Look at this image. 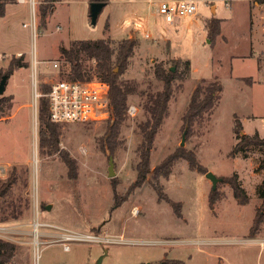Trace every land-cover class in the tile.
Returning <instances> with one entry per match:
<instances>
[{"label":"rangeland","instance_id":"1","mask_svg":"<svg viewBox=\"0 0 264 264\" xmlns=\"http://www.w3.org/2000/svg\"><path fill=\"white\" fill-rule=\"evenodd\" d=\"M91 1L36 0L35 32L23 25L31 19L28 2H10L0 16V79L8 73L6 89L0 95L7 96L11 104L8 115L0 119V167L5 168V172L0 169V185L14 178L9 196L0 197V216L9 214L12 207L22 212L17 219L0 221V237L17 246L9 264H34L37 218L46 223L39 230L44 232L40 240L47 241L39 244L38 264H95L103 254L102 264L158 263L164 257L186 264H264V223L255 238L250 234L256 208L261 205L258 187L264 181V146L251 147L247 155L230 154L239 142L238 119L243 124L240 132H258L264 137V73L260 69L264 55L252 42L247 13L243 10L225 23L226 37L220 35L212 46L202 18L176 16L171 23L159 12L157 2L109 0L92 24ZM217 4L218 15H227L226 1L217 0ZM43 11L46 17L40 24ZM126 37L137 38L139 43L122 77L136 79L144 87L151 83L153 88L162 87L155 73L157 65L174 67L183 74L186 60L190 61L189 72L173 82L169 114L151 148V169L184 148L195 152L207 171L223 178L215 190L206 172L191 168L184 158H178L168 178L159 179L162 194L152 186L151 174L137 184L140 153L136 130L138 121L146 116L138 95L130 100L138 107L137 114L128 112L114 140L104 135L107 120L68 122L60 126L56 152L36 153L34 57L41 92L45 78L56 76L50 74L45 60H58L60 74L68 75L70 63L61 48L74 41L100 38L111 39L117 47ZM21 54L30 64L12 67L11 60ZM82 60L87 67L95 63L85 53ZM214 80L222 84L218 104L209 117L188 127L182 146L183 113L190 96L199 82ZM63 153L75 160V176L69 174ZM111 157L114 176L109 175ZM233 173H238L250 195L247 204L237 201L226 180ZM56 225L76 231L101 230L117 241H73L65 250L61 242H50Z\"/></svg>","mask_w":264,"mask_h":264},{"label":"trees","instance_id":"2","mask_svg":"<svg viewBox=\"0 0 264 264\" xmlns=\"http://www.w3.org/2000/svg\"><path fill=\"white\" fill-rule=\"evenodd\" d=\"M15 1L16 0H0V16L5 15L7 4ZM51 1L55 2L57 0ZM102 1H105L107 4L109 0ZM48 4L52 9L54 8L53 3ZM45 17L46 12L43 11L40 24L44 22ZM221 33V19L212 17L208 21V41L210 45L214 46ZM138 43L139 41L137 38L126 37L118 43L117 47H113L111 39L100 38L74 41L70 47L61 48L60 51L65 60L70 63V70L66 73L72 79L91 80L97 78L110 82L112 111L111 115L106 119L108 124L104 133L105 137H108L110 140H114L115 136L119 134L125 120L129 116L128 108L131 97L134 95L140 97L139 104L145 111L146 116L138 121L136 130L139 138L138 151L140 153L137 184L145 182L148 179V175L151 174L152 176L150 179H152V186L158 193L162 194L163 185L159 183V179H161V177L168 178L171 175L173 166H175L178 158L187 159L191 168H196L198 171L204 173L207 172V168L198 162L196 153L184 148H179V151L176 150L167 155L153 169H151L150 166L153 142L156 134L162 128L165 118L169 114V104L175 89L173 82L176 78H184L185 73L189 72L190 61L186 60V67L183 74H179L178 71L173 68H165L161 64L157 65L155 73L157 78L162 82V87L153 88L152 83L148 88L144 87L136 79L122 77V74L129 67L130 58ZM82 53L95 59V63L91 67L85 65V62L82 60ZM179 63V60L175 61L176 65ZM29 64V62L24 61L23 54L11 60L12 67H21ZM116 67H119L118 71H116ZM42 89L44 92L48 91L49 84L43 82ZM221 90L222 84L218 80L211 81L207 84L203 81L199 82L193 90L183 113L184 125L191 129L195 123L209 117L218 104L220 98L219 92ZM38 105V152L54 153L59 149L60 126L63 123L51 120L47 96L40 97ZM10 106L9 98L0 95V119L8 115L7 111ZM242 128V122L238 119L236 130L239 133V142L231 150L230 154L232 156H235L239 152L247 155L251 147L264 146V137L260 136L258 132L255 134L245 133L241 135L240 130ZM62 158L68 167L69 174L75 176L77 173L75 160L70 158L67 153H63ZM225 177L231 184L233 195L237 201L241 204L249 203L250 195L241 183L238 173H233ZM13 183L14 178H9L6 182L1 183L0 197H4L3 199H5L9 196ZM258 193L261 198V205L256 208L253 223L251 225V237H254L258 233L264 223V181L259 185ZM210 200L214 202V198L211 197ZM12 209L13 210L9 212V214L3 212L0 216V221H7L11 219V217L17 219L21 216L22 212L17 211V207H12ZM180 213L181 212H178V214ZM91 232H101V230H92ZM16 248L17 246L15 243L0 237V264H9L15 256ZM160 261H163L164 264H186L184 260L168 257H164Z\"/></svg>","mask_w":264,"mask_h":264},{"label":"built area","instance_id":"3","mask_svg":"<svg viewBox=\"0 0 264 264\" xmlns=\"http://www.w3.org/2000/svg\"><path fill=\"white\" fill-rule=\"evenodd\" d=\"M19 2H28L31 7V19L24 22L23 25L31 27L35 32L37 29L36 17V0H18ZM199 0H160L158 1V10L164 15L167 22L173 23L176 16H190L197 12ZM147 36H150L147 34ZM38 60L34 57L32 62L33 67V87H34V102L33 113L35 126L37 128V143L38 148V101L40 97L47 96L49 100V116L52 121L58 123L79 122V121H101L106 120L111 115V84L109 81L101 79L78 80L72 79L69 75H61V67L58 60H45L47 69L50 74L56 73L53 78H45V82L49 84L48 91L40 92L37 86L36 64ZM128 112L135 116L138 112V107L135 104H130ZM38 153V150L37 152ZM37 156V155H35ZM38 163V159H35ZM1 172H5V168ZM38 206H36V209ZM37 218L34 224V244H35V261L38 264L39 244L47 242L40 240L44 232L39 229L44 226ZM49 224V223H47ZM57 232L55 237L50 242H61L65 250L71 248L73 241H94V242H113L117 241L107 232H85L68 229L62 226H55ZM0 228H3L0 226ZM5 228V227H4ZM123 241L122 237L119 239Z\"/></svg>","mask_w":264,"mask_h":264},{"label":"crops","instance_id":"4","mask_svg":"<svg viewBox=\"0 0 264 264\" xmlns=\"http://www.w3.org/2000/svg\"><path fill=\"white\" fill-rule=\"evenodd\" d=\"M158 1L160 0H148V3L151 5V3L154 2L158 3ZM225 1H226V9H228L229 12L227 13V15H218L217 11L219 8H218L217 0H199L198 10L195 14H193L192 20H195L196 18L203 19L204 25L206 27V34L208 37V21L212 17H218L221 19V26H222L221 36L223 35L224 37H226L223 34L224 24L234 20L238 16V13H241V11L244 10V15L247 13V17L249 18V22L247 23L246 26L249 27L251 33L253 34L254 40H252V42L255 41L257 43V46H259L260 48V52L262 51L261 54L264 55V0H249V1L225 0ZM245 54L242 56H245ZM263 63H264V58H263ZM263 63L260 66L262 73H264V67H262Z\"/></svg>","mask_w":264,"mask_h":264},{"label":"water","instance_id":"5","mask_svg":"<svg viewBox=\"0 0 264 264\" xmlns=\"http://www.w3.org/2000/svg\"><path fill=\"white\" fill-rule=\"evenodd\" d=\"M106 5V2L105 1H102V0H92L91 3H90V17H91V22L92 24H96L97 21H98V17L100 15V13L102 12L104 6ZM173 69H175L173 67ZM7 79H8V73H4L2 76H1V79H0V94H3L5 89H6V82H7ZM187 129H188V126H186V128L184 129L183 131V134H182V139H181V145L184 146L185 145V140H186V134H187ZM241 135H244L246 132H244V130H242L241 132ZM113 158L111 157L110 159V166H109V175L110 176H114V170H113ZM206 175L208 178L211 179L212 181V188L213 190L216 189V186H217V183L218 181L222 180V177H218L214 172L212 171H207L206 172ZM51 207V204H48L47 205V209H50ZM107 253V252H106ZM105 254L101 255L97 262L95 264H102V261H103V258H104ZM146 264H164L163 261H159L158 263H153V262H147Z\"/></svg>","mask_w":264,"mask_h":264},{"label":"bare ground","instance_id":"6","mask_svg":"<svg viewBox=\"0 0 264 264\" xmlns=\"http://www.w3.org/2000/svg\"><path fill=\"white\" fill-rule=\"evenodd\" d=\"M0 169H1V171H2L3 168H0Z\"/></svg>","mask_w":264,"mask_h":264}]
</instances>
